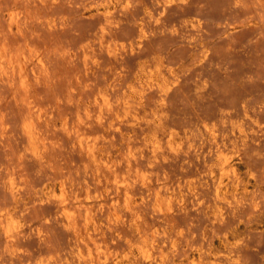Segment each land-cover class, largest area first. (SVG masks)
I'll list each match as a JSON object with an SVG mask.
<instances>
[{"label":"rangeland","instance_id":"374dc122","mask_svg":"<svg viewBox=\"0 0 264 264\" xmlns=\"http://www.w3.org/2000/svg\"><path fill=\"white\" fill-rule=\"evenodd\" d=\"M0 264H264V0H0Z\"/></svg>","mask_w":264,"mask_h":264},{"label":"bare ground","instance_id":"6f19581e","mask_svg":"<svg viewBox=\"0 0 264 264\" xmlns=\"http://www.w3.org/2000/svg\"><path fill=\"white\" fill-rule=\"evenodd\" d=\"M21 69V68H20ZM99 120V119H98ZM89 144V143H88ZM94 144V143H93ZM82 147V146H81ZM94 149V148H93ZM86 153V152H85ZM88 153H90V149L88 148ZM91 153H92V151H91ZM93 154V153H92ZM112 173V172H111ZM100 178V177H99ZM98 179V178H97ZM138 179V178H137ZM145 179V178H144ZM123 183V182H122ZM128 193V192H127ZM126 193V194H127ZM224 197V196H223ZM227 198V197H226ZM225 198V199H226ZM228 199V198H227ZM64 201H66V199L64 198V197H62V198H60V203H63ZM127 207V206H126ZM81 209V208H80ZM67 215V214H66ZM121 215V214H120ZM70 218H71V216H70V214L67 216V219H69L70 220ZM85 218V217H84ZM120 219V218H119ZM76 222V221H75ZM117 222H119V221H117ZM86 223V222H85ZM69 224V223H68ZM72 224V223H71ZM73 228V227H72ZM89 229V228H88ZM89 235V234H88ZM89 238V237H88ZM89 242V241H88ZM96 244V243H95ZM97 247V246H96ZM155 247V246H154ZM91 254V253H90ZM100 256V255H99ZM98 256V257H99ZM143 257H145V258H149L148 256L146 257V256H144V255H142ZM94 260V259H93ZM150 262V261H149Z\"/></svg>","mask_w":264,"mask_h":264}]
</instances>
